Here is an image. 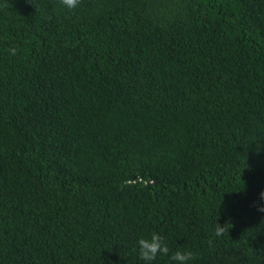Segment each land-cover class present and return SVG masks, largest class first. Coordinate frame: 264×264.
<instances>
[{
  "label": "trees",
  "instance_id": "obj_1",
  "mask_svg": "<svg viewBox=\"0 0 264 264\" xmlns=\"http://www.w3.org/2000/svg\"><path fill=\"white\" fill-rule=\"evenodd\" d=\"M262 190L264 0H0V264H264Z\"/></svg>",
  "mask_w": 264,
  "mask_h": 264
},
{
  "label": "clouds",
  "instance_id": "obj_2",
  "mask_svg": "<svg viewBox=\"0 0 264 264\" xmlns=\"http://www.w3.org/2000/svg\"><path fill=\"white\" fill-rule=\"evenodd\" d=\"M79 3V0H60V4L69 10L75 9ZM260 197L264 200V190L261 191ZM258 210L264 211V204L258 205ZM217 222L215 227L216 235H221L223 232V226ZM136 248L139 258L144 264H152L156 260L158 254H169V245L166 242L163 235L159 232L152 231L146 236H140L136 241ZM195 253L188 248H176L170 253V259L174 264H189L194 258Z\"/></svg>",
  "mask_w": 264,
  "mask_h": 264
}]
</instances>
